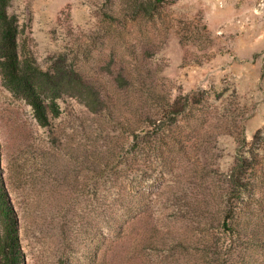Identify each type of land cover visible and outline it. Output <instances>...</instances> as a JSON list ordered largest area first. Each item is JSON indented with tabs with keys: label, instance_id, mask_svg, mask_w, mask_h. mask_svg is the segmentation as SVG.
Here are the masks:
<instances>
[{
	"label": "rangeland",
	"instance_id": "374dc122",
	"mask_svg": "<svg viewBox=\"0 0 264 264\" xmlns=\"http://www.w3.org/2000/svg\"><path fill=\"white\" fill-rule=\"evenodd\" d=\"M139 1L11 0L46 114L42 122L0 73V181L25 264H264V194L241 205L239 239L185 210L221 199L238 151L263 142L264 0ZM77 76L110 104L140 92L143 129L91 112ZM151 89L185 111L169 144L156 135L173 115L151 116ZM117 134V145L103 144ZM100 152L108 166L94 160Z\"/></svg>",
	"mask_w": 264,
	"mask_h": 264
},
{
	"label": "trees",
	"instance_id": "16d2710c",
	"mask_svg": "<svg viewBox=\"0 0 264 264\" xmlns=\"http://www.w3.org/2000/svg\"><path fill=\"white\" fill-rule=\"evenodd\" d=\"M10 3L11 0H0V73L3 78H5L10 89L32 98V104L36 109L38 117L42 122H46L44 108L39 101L36 100V93L34 92L36 88H34L32 78L33 75L36 74L34 68L35 63L30 54L25 56L24 59L20 58L18 41L19 24L17 17L10 14L8 11ZM142 4V1L134 0L131 7L136 9L142 6L143 8ZM77 78L81 85L88 90L86 96L82 95V97L84 98L85 106L88 107L91 112L108 110L109 113H106V118L108 119L111 117V122L114 125H123L124 131L130 134H135L140 129H143L141 120L144 111L140 109V106H143V104H139L142 100L139 95L140 92L137 97H134L132 93L127 94L125 102L121 105H119V102H111L113 104H110L106 101L105 92L102 89L94 85L86 84L81 77L77 76ZM115 92L118 91L115 89L114 93ZM148 94L152 100L151 116L156 121L158 120L164 123L165 118H167L170 113L173 115V123H167V125L162 127L161 133L156 135L158 144L162 142L169 144L166 142V139L173 138V124L177 125V117L181 114H185V111L178 107L177 101H172L166 94L158 90L151 89L147 95ZM128 110L130 111L129 115H127ZM258 136L256 135L254 141L258 139ZM119 138V134L115 135V138L112 140L105 138L103 144L107 145L112 143L117 145ZM152 142V140L147 141L148 144H152ZM144 143L145 141H141L140 145L144 146ZM240 143L242 146L246 144V138L243 137ZM115 148L112 152H115ZM94 160L97 161L100 166H108L110 158L109 155H104L100 152L95 156ZM261 182H264V138L261 145L258 143L257 147L252 149L249 155L238 151L234 159V164L230 168L227 178L224 181L221 199H216V203L212 199L205 200L198 204L188 206V208L185 209L191 218L190 222L198 226L202 224H214L216 222V224L223 229L225 234L229 236L236 234L239 239L243 234L242 225H244L245 222L241 211V205L246 200V197L253 198L264 194V190H262L260 185ZM177 208H179V210L183 209L178 206ZM126 217V213L121 214L120 218L123 221L121 227L126 225ZM146 236L147 235H144L141 238L142 246L148 242V237ZM160 240H163V237H159V241ZM178 242L173 241L174 244ZM215 245L219 246L217 243ZM230 250L229 248L228 254L222 251L218 254V257L221 260L228 261L230 256H232ZM0 264H25V253L19 236L17 212L7 191L2 186L1 181Z\"/></svg>",
	"mask_w": 264,
	"mask_h": 264
}]
</instances>
